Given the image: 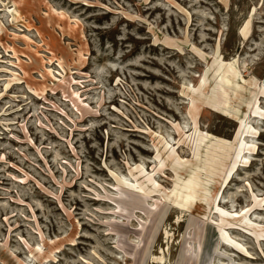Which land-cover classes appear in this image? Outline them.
Masks as SVG:
<instances>
[{
	"label": "rangeland",
	"instance_id": "374dc122",
	"mask_svg": "<svg viewBox=\"0 0 264 264\" xmlns=\"http://www.w3.org/2000/svg\"><path fill=\"white\" fill-rule=\"evenodd\" d=\"M0 264H264V0H0Z\"/></svg>",
	"mask_w": 264,
	"mask_h": 264
},
{
	"label": "bare ground",
	"instance_id": "6f19581e",
	"mask_svg": "<svg viewBox=\"0 0 264 264\" xmlns=\"http://www.w3.org/2000/svg\"><path fill=\"white\" fill-rule=\"evenodd\" d=\"M248 23V22H247ZM246 25H248V24H246ZM248 29V28H247ZM247 32H246V26H244V25H242L240 28H239V30H238V34L240 35V36H246L245 34H246ZM230 74L233 76L234 75V69H232V70H230ZM230 75V76H231ZM224 79H225V81L227 82V83H230V79L229 78H226V77H224ZM240 151V150H239ZM233 215H236V214H233ZM243 222L245 221L246 222V220H245V218H244V220H242Z\"/></svg>",
	"mask_w": 264,
	"mask_h": 264
}]
</instances>
